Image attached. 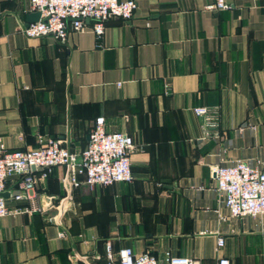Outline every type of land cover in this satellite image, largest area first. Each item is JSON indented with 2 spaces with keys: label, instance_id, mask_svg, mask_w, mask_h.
<instances>
[{
  "label": "crops",
  "instance_id": "crops-1",
  "mask_svg": "<svg viewBox=\"0 0 264 264\" xmlns=\"http://www.w3.org/2000/svg\"><path fill=\"white\" fill-rule=\"evenodd\" d=\"M136 1L134 16L110 18L102 36L90 20L60 42L25 33L37 18L29 0H0L6 146L34 149L43 134L80 152L100 116L135 142L131 181L73 186L65 166L39 179L41 209L0 218V264H120L126 246L160 264L172 255L264 264V214L231 216L214 170L241 160L264 171V0L225 10L214 0ZM196 106L219 110L207 133ZM19 180L7 187L19 191Z\"/></svg>",
  "mask_w": 264,
  "mask_h": 264
},
{
  "label": "built area",
  "instance_id": "built-area-1",
  "mask_svg": "<svg viewBox=\"0 0 264 264\" xmlns=\"http://www.w3.org/2000/svg\"><path fill=\"white\" fill-rule=\"evenodd\" d=\"M213 7L225 10L230 7L229 0H214ZM137 9L136 0H29V10L40 17L25 26L30 37L53 36L60 42L67 40L69 30L82 31L87 21H92L95 33L100 37L105 32V23L110 18L130 20ZM194 112L204 119L203 128L209 132L217 126L219 110L217 107L196 106ZM39 146L34 149H9L0 138V218L20 212H36L41 206L36 202L37 181L47 178L57 166L67 168L66 180L73 186L87 184L111 185L121 181H131L133 170L131 153L135 147L133 137L123 131H108L105 118L98 117L89 130V140L80 152L71 151L53 136L40 134ZM35 170H39L37 175ZM217 189L224 194L225 205L231 216H258L264 214V171L246 161H236L232 165L215 167ZM19 177V191L12 195L7 182ZM9 192L16 199L26 198L30 206L12 208L2 195ZM1 235V228H0ZM64 236L63 231L60 232ZM219 246L224 239L219 238ZM107 256L114 258L112 246L106 245ZM120 264H160L159 258L150 252L135 253L123 247L117 254ZM167 264H199L188 256L172 255ZM220 264H231L222 258Z\"/></svg>",
  "mask_w": 264,
  "mask_h": 264
},
{
  "label": "water",
  "instance_id": "water-1",
  "mask_svg": "<svg viewBox=\"0 0 264 264\" xmlns=\"http://www.w3.org/2000/svg\"><path fill=\"white\" fill-rule=\"evenodd\" d=\"M34 14L36 15V20H34V21H37L38 19H39V17H40V14L39 13H37V12H34ZM33 22V21H32ZM19 193H21L20 191H15V192H12V195H16V194H19ZM2 195L4 196V197H8L9 195H10V193L9 192H3L2 193Z\"/></svg>",
  "mask_w": 264,
  "mask_h": 264
}]
</instances>
